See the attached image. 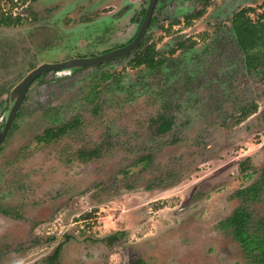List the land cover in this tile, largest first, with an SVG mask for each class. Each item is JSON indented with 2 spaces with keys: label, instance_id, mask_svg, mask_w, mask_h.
Wrapping results in <instances>:
<instances>
[{
  "label": "rangeland",
  "instance_id": "rangeland-1",
  "mask_svg": "<svg viewBox=\"0 0 264 264\" xmlns=\"http://www.w3.org/2000/svg\"><path fill=\"white\" fill-rule=\"evenodd\" d=\"M147 2L0 0L20 17L0 25V124L32 69L127 43ZM248 9L251 30L233 22ZM154 17L162 66L132 52L29 87L0 144V264L251 263L218 224L264 167V0H160ZM246 207L264 214V186Z\"/></svg>",
  "mask_w": 264,
  "mask_h": 264
},
{
  "label": "trees",
  "instance_id": "trees-1",
  "mask_svg": "<svg viewBox=\"0 0 264 264\" xmlns=\"http://www.w3.org/2000/svg\"><path fill=\"white\" fill-rule=\"evenodd\" d=\"M7 1L13 5V0ZM202 12L203 11H200L194 15H190L186 18V21L189 22L193 18H198L202 15ZM19 21L20 17L12 18L11 15L6 16L0 11V25L9 27ZM233 22L243 26L247 30H251L249 27L252 28V26H250L251 22L247 19L242 20V17L238 14ZM193 44L194 42H191L190 46H193ZM190 46H188V48H190ZM177 48L185 49L186 47L183 43H179ZM165 62L166 59L159 56L155 51L154 45L147 46L143 49L140 48L134 53L133 58L129 60V64L132 67L144 66L150 70L162 66ZM256 108V105L252 104L250 108L244 109L241 113V119L243 120L250 116L255 112ZM79 122L78 118H74L70 123L63 125L56 130L47 129L43 135L39 137V140L42 141L45 139L60 137L69 129L75 127ZM169 125L170 121L163 118L159 125V131H166L169 128ZM263 186L264 167L261 169L260 176L256 181L235 192L233 196L239 198L242 203L236 207L228 217L221 220L218 224L219 229L229 231L232 239L239 245L244 258L251 262L249 264H264V214L259 219H254L251 211L246 207V203H252L259 199V194L263 190ZM55 255L56 253H54L53 256Z\"/></svg>",
  "mask_w": 264,
  "mask_h": 264
},
{
  "label": "water",
  "instance_id": "water-1",
  "mask_svg": "<svg viewBox=\"0 0 264 264\" xmlns=\"http://www.w3.org/2000/svg\"><path fill=\"white\" fill-rule=\"evenodd\" d=\"M155 1L156 0H149L148 5L146 6V15L144 21L138 31L136 38L128 46L100 55L98 57L73 58L57 63H43L32 69L11 91L13 103L7 114L4 126L0 129V144L6 139L8 132L12 127L13 121L24 101L28 88L37 77L48 71H64L70 69L75 70L82 67L95 66L109 60L123 58L126 55L132 53L140 43L144 32L147 29Z\"/></svg>",
  "mask_w": 264,
  "mask_h": 264
},
{
  "label": "flooded vegetation",
  "instance_id": "flooded-vegetation-1",
  "mask_svg": "<svg viewBox=\"0 0 264 264\" xmlns=\"http://www.w3.org/2000/svg\"><path fill=\"white\" fill-rule=\"evenodd\" d=\"M148 2H149V0H148ZM148 2H147V5H148ZM159 3H160V0H156L155 1V3H154V6H153V9H152V13H151V17H150V21H149V24H148V26H147V29L148 28H150L154 23H155V17H154V12L156 11V9H157V6L159 5ZM126 7V6H125ZM250 9H248V10H241V11H239V12H237L236 14H234V19H235V17H236V15L238 14V15H240L241 17H243V16H245V14L249 11ZM120 12V11H119ZM119 12H117V13H115V14H112V16H108V18H112V19H115V21H116V16H118V15H116V14H118ZM198 12H200V11H198ZM203 13V12H202ZM120 14V13H119ZM195 14V13H194ZM194 14H191V15H194ZM145 15H146V7L143 9V17H142V19L139 21V28H138V30H137V32L135 33V35L127 42V43H124V44H122V45H119V46H117V47H115V48H109V49H107V50H103V51H100V52H91L92 54H90L89 56H79V57H77V58H91V57H98V56H100V55H103V54H106V53H109V52H112V51H115V50H117V49H120V48H123V47H125V46H128L135 38H136V36H137V34H138V31H139V29H140V27H141V25H142V23H143V21H144V18H145ZM243 15V16H242ZM190 16V15H189ZM189 16H187V17H189ZM186 17V18H187ZM260 17H262V16H260ZM263 18V17H262ZM193 19H195V18H193ZM233 19V20H234ZM245 19H247L248 21L250 20L249 18H245ZM192 20V19H191ZM190 20V21H191ZM187 22V21H186ZM147 29H146V31H147ZM146 31L144 32V35H145V33H146ZM144 35H143V37H142V39H141V41H140V43L138 44V46L135 48V50L133 51V55H134V53L135 52H137V50H139L140 48L141 49H143V48H146L147 46H151V45H154V44H144L143 43V39H144ZM141 46V47H140ZM155 46V45H154ZM140 47V48H139ZM179 49V48H178ZM155 51L158 53V51L155 49ZM159 54V53H158ZM131 54H128V55H126L125 57H128V56H130ZM160 55V54H159ZM69 60V59H68ZM64 61H66V60H64ZM109 61H111V60H109ZM109 61H106V62H103V63H101V64H98V65H95V66H91V67H93V68H99V67H101L102 65H104L105 63H107V62H109ZM60 62H62V61H60ZM86 68H89V67H82V68H78V69H86ZM54 71H57V70H54ZM49 72H51V71H48V72H45V73H43L42 75H40L39 77H37L33 82H35L36 80H39L41 77H43V76H45L47 73H49ZM32 82V83H33ZM31 83V84H32ZM31 86V85H30ZM29 86V87H30ZM29 89V88H28ZM28 91V90H27ZM27 94V93H26ZM26 96V95H25ZM25 99V98H24ZM16 117H17V115H16ZM15 117V118H16ZM4 126V123H1L0 124V129L2 128Z\"/></svg>",
  "mask_w": 264,
  "mask_h": 264
}]
</instances>
